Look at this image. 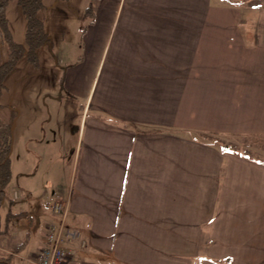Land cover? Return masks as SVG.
Segmentation results:
<instances>
[{
    "label": "crops",
    "instance_id": "crops-1",
    "mask_svg": "<svg viewBox=\"0 0 264 264\" xmlns=\"http://www.w3.org/2000/svg\"><path fill=\"white\" fill-rule=\"evenodd\" d=\"M7 15L24 43L21 7ZM39 17L52 46L0 90L15 122L0 252L36 264L61 199L74 264H264V157L234 145L264 139V0H46ZM63 73L81 123L60 175L38 176L54 155L32 154L30 119Z\"/></svg>",
    "mask_w": 264,
    "mask_h": 264
},
{
    "label": "rangeland",
    "instance_id": "rangeland-1",
    "mask_svg": "<svg viewBox=\"0 0 264 264\" xmlns=\"http://www.w3.org/2000/svg\"><path fill=\"white\" fill-rule=\"evenodd\" d=\"M66 67L67 65L61 64V68L64 71H66ZM63 84L64 73L57 86H50L48 88L49 92H47L44 96L39 97V114H37V119H30V124H32L31 134L34 139L32 144V154L35 157H38L40 154L54 155L53 162H39L41 159L38 158L39 161L37 160L33 164L36 171H38V176H42V174L47 170L52 172L51 175L53 178H56L57 174L58 176L60 175L61 171H63L64 164L62 161L55 162V160H57L59 156L64 155L62 151L66 145H69L71 148L74 147L75 139L79 131L81 123V114L79 112L82 107L81 103L75 98L67 97L65 94L61 96L63 92ZM60 96L61 99H58ZM19 115L20 111L17 110V116L15 117L16 123ZM20 141L21 140L17 137L16 152L14 153V157L17 155H20L21 157L22 153L19 154L18 146ZM43 141L44 143L41 144ZM14 142L15 133L13 127V144ZM234 142V145H237L238 142L241 144V146H239L240 150H246L252 155L264 157V139L253 141L243 138L242 140H235ZM20 145L21 151L22 144ZM46 179L47 178H45V180ZM52 190L53 189H48V192L45 193L43 197H46Z\"/></svg>",
    "mask_w": 264,
    "mask_h": 264
},
{
    "label": "trees",
    "instance_id": "trees-1",
    "mask_svg": "<svg viewBox=\"0 0 264 264\" xmlns=\"http://www.w3.org/2000/svg\"><path fill=\"white\" fill-rule=\"evenodd\" d=\"M12 3L18 4L27 20L26 38L24 43L16 42L9 26L7 10ZM46 8V0H0V34L2 40L9 48L8 60L0 64V90L4 88L6 77L14 70L22 58L40 67L39 49L45 45L52 46V38L47 31L44 20L39 17ZM92 11V5L86 13ZM63 80V78H62ZM0 105V109H2ZM14 122H5L0 119V235L7 231V226L2 227L1 208L8 198V190L13 178L12 148H13ZM12 203V201H10ZM15 214L9 212L8 219ZM28 239L20 247L25 248ZM0 264H13L10 255L0 252Z\"/></svg>",
    "mask_w": 264,
    "mask_h": 264
},
{
    "label": "built area",
    "instance_id": "built-area-1",
    "mask_svg": "<svg viewBox=\"0 0 264 264\" xmlns=\"http://www.w3.org/2000/svg\"><path fill=\"white\" fill-rule=\"evenodd\" d=\"M48 208L59 219L48 226L36 264H74L75 252L70 244L80 240L81 233L67 225L68 201L53 200L49 202ZM81 244L84 246L86 243L81 241Z\"/></svg>",
    "mask_w": 264,
    "mask_h": 264
}]
</instances>
